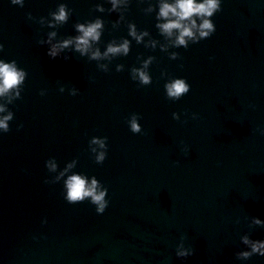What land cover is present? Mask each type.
Listing matches in <instances>:
<instances>
[{
  "label": "water",
  "instance_id": "water-1",
  "mask_svg": "<svg viewBox=\"0 0 264 264\" xmlns=\"http://www.w3.org/2000/svg\"><path fill=\"white\" fill-rule=\"evenodd\" d=\"M58 2L73 9L59 37L95 16L105 25L94 47L103 51L108 40L127 36L125 22L112 28L116 13L94 10L99 0H25L23 7L0 0V57L15 59L28 73L21 98L9 105V131L0 134V264H182L174 254L181 234L194 250L183 264H264V257L239 261L234 255L244 248L243 233L264 238V227L249 229L246 220L264 219V136L254 131L264 126V0H223L212 17L216 31L187 49H169L179 53L177 60L132 41L123 57L92 61L69 53L67 61H50L36 43L49 29L26 13L47 17ZM143 7L132 0L125 20L164 43ZM137 54L155 58L147 86L129 77L139 66ZM117 64L122 71H115ZM169 76L191 86L177 101L164 96ZM72 86L78 95L68 94ZM173 111L180 120L172 119ZM132 112L141 117L140 133L125 123ZM191 112L198 118L186 119ZM94 135L108 137L102 164L87 151ZM50 156L61 168L78 158L75 171L107 185L103 214L87 201L66 203L61 184L43 183Z\"/></svg>",
  "mask_w": 264,
  "mask_h": 264
},
{
  "label": "clouds",
  "instance_id": "clouds-1",
  "mask_svg": "<svg viewBox=\"0 0 264 264\" xmlns=\"http://www.w3.org/2000/svg\"><path fill=\"white\" fill-rule=\"evenodd\" d=\"M132 0H99L93 5L98 13H116L117 18L112 21V28H117L122 22L126 23L127 36L119 40L110 39L106 42L103 51L94 45H98L104 31L105 21L101 16H95L92 19H85L83 22H75L72 27L74 34L59 37L57 29L68 22L73 13V9L65 2H58L54 10L48 12L47 17H33L26 13L29 20L39 24L41 28H47L49 31L37 39L36 43L45 47L46 56L51 61L56 58H62L67 61L70 59L69 53H77L80 57H87L92 61L108 60L115 57L127 56L130 52L132 41L136 44L143 43L145 48L156 49L166 53L169 60H177L179 53L169 51V49L184 48L187 49L190 44H196L201 40L209 38L215 31L216 25L212 17L221 11L223 0H141L146 4L142 8L145 14L153 15L154 27L164 43L151 37L147 29H138L134 22L125 20V13L128 11ZM12 5L23 7L25 0H10ZM105 5L108 7L106 8ZM145 37L149 39L145 40ZM130 38V39H129ZM4 45L0 43V51H3ZM137 64L129 70V77L135 81L138 86H147L152 83V76L148 69L155 59L148 55L144 58L137 54ZM212 59V57H209ZM182 67V65H181ZM98 68L104 72L108 71L105 64H98ZM123 70V65H115V71ZM28 73L18 66L15 59H4L0 57V134L9 131V122L13 120L14 113L9 108L16 100L21 98L24 83ZM161 77L167 73L161 70ZM190 84L184 77H171L165 79L163 84L164 96L171 101H177L190 91ZM60 93L65 91L64 85L57 89ZM46 89H40L39 95L44 96ZM80 89L76 86L68 88L70 96H76ZM249 107L255 108L250 104ZM173 120H180L181 114L173 111L171 113ZM198 114L195 112L187 113L186 119L195 120ZM140 115L136 112L130 113L125 123L128 130L133 133L142 131L139 120ZM185 121H181L184 123ZM17 129L22 128L23 124H17ZM259 135L264 136V126L258 125L255 130ZM107 136H91L87 141V151L90 158L96 164H102L106 159L108 152ZM181 151L188 155V146L181 140ZM173 165L178 161H173ZM78 164V158L74 157L65 162L61 168L58 166L55 157L50 156L44 161V167L49 176H45V184H61V195L63 200L70 204H78L87 201L94 207L97 215L105 212L109 205L108 187L97 179L95 175H89L84 171H75ZM249 229L253 227H264V219L257 216L246 218ZM41 224H46L47 219L42 218ZM239 223V218L236 219ZM42 238V237H39ZM33 240L38 237L33 236ZM186 237L181 234L174 246L175 257L183 264L188 257L192 256L194 250L191 245H186ZM243 249L234 253L239 261H247L252 256L264 257V238L253 239L248 232L239 236Z\"/></svg>",
  "mask_w": 264,
  "mask_h": 264
}]
</instances>
